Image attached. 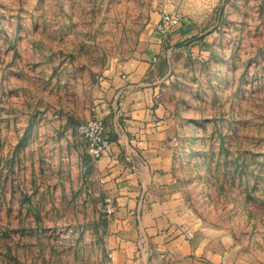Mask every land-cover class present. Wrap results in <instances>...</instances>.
I'll use <instances>...</instances> for the list:
<instances>
[{"label":"rangeland","instance_id":"rangeland-1","mask_svg":"<svg viewBox=\"0 0 264 264\" xmlns=\"http://www.w3.org/2000/svg\"><path fill=\"white\" fill-rule=\"evenodd\" d=\"M193 6L212 50L165 52L152 79L178 121L194 264H264V0H0V264H114L78 127L97 75L147 46L152 19Z\"/></svg>","mask_w":264,"mask_h":264},{"label":"crops","instance_id":"crops-1","mask_svg":"<svg viewBox=\"0 0 264 264\" xmlns=\"http://www.w3.org/2000/svg\"><path fill=\"white\" fill-rule=\"evenodd\" d=\"M185 10L167 37L156 29L161 14L152 19L147 46L97 75L92 113L104 120L111 144L96 162L103 192L117 204L108 215L114 264H194L201 251L196 233H184L190 227L183 224L177 177L178 121L166 101L156 97L159 85L152 79L155 62L165 52L204 55L216 42L215 32L204 28L210 19L206 11ZM100 74L106 76L101 83Z\"/></svg>","mask_w":264,"mask_h":264},{"label":"built area","instance_id":"built-area-1","mask_svg":"<svg viewBox=\"0 0 264 264\" xmlns=\"http://www.w3.org/2000/svg\"><path fill=\"white\" fill-rule=\"evenodd\" d=\"M182 17L183 15L180 10L164 11L156 24V29L163 34L164 37H167L170 35L173 27L182 20ZM105 79L106 76L104 74L98 76L100 83ZM159 96L160 94L157 93L156 97ZM78 128L86 142L87 151L91 156L99 158L109 151L111 141L107 135V128L103 119L92 114L82 121ZM104 205L107 215H113L117 205L114 198L110 195L105 196ZM184 233L188 237L193 235V231L190 228L184 229Z\"/></svg>","mask_w":264,"mask_h":264}]
</instances>
